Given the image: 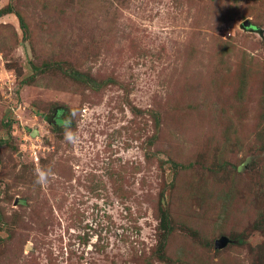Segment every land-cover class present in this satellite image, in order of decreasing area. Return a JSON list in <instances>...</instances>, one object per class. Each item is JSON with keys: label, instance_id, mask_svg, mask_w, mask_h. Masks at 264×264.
Here are the masks:
<instances>
[{"label": "rangeland", "instance_id": "rangeland-1", "mask_svg": "<svg viewBox=\"0 0 264 264\" xmlns=\"http://www.w3.org/2000/svg\"><path fill=\"white\" fill-rule=\"evenodd\" d=\"M210 1L0 0V10L14 11L0 13V264H146L161 195L176 231L161 264H182V247L190 254V225L239 230L240 244L221 256L264 264V230L252 226L254 214H264V152L249 145L257 141L259 92L246 115L231 111L238 119L225 121L229 139L219 143L208 132L227 103L207 82L216 41L234 46L218 79L227 82L249 59L263 62L264 22L250 29L243 21L254 25L264 0L230 20ZM16 11L28 23L26 37ZM54 52L98 80L116 81L79 93L56 71L31 75L29 63ZM52 105L67 121L55 131ZM217 152L228 164H216ZM39 168L50 170L47 184L36 182ZM205 254L219 260L214 248Z\"/></svg>", "mask_w": 264, "mask_h": 264}, {"label": "trees", "instance_id": "trees-1", "mask_svg": "<svg viewBox=\"0 0 264 264\" xmlns=\"http://www.w3.org/2000/svg\"><path fill=\"white\" fill-rule=\"evenodd\" d=\"M242 2L243 4H240ZM242 2L241 0H211L210 4L212 8H214L215 12H217L218 9H223L221 15H224L225 19L230 20L232 19V16L238 12V9L245 8V14L247 15L249 13V7L254 5L253 0H243ZM2 12L8 13L14 11L10 5H7L5 8L0 10V13ZM15 15L18 18L19 26L23 32V35L26 37L29 32L28 23L25 21L24 16L20 11H16ZM263 22L264 14L255 13L253 18L254 25L252 24V26L257 29V25ZM214 46L217 47L214 49H217V53L213 52L209 55V58L211 59H209V65L207 66L209 72V75L207 76V82L210 83L211 88L215 89V96L219 99L220 102H222L224 97L227 106L224 107L220 105L217 111L215 112L216 118L214 119L213 125L211 126V130L208 132V134L213 137L210 140H218V142L220 143L221 138L225 140L229 139V136L227 135L229 126L226 125L225 121L238 119L237 115L231 114L232 110L235 111L237 114L246 115V102L252 98L251 94L255 92V90L253 89H256L259 92L258 105L261 110L254 118L253 122V129H255L257 141L253 140L250 142L249 145L255 146V148H258L259 151L264 152V60L263 62H259L256 58L249 59L244 63V65H241L239 67L240 71H237L238 74L235 72L233 76V74H230V72H228V80L226 82L225 79H218L216 69H218V66H222L221 63L224 61V57L228 54L229 51H233L232 49L234 48V46L229 41H216L214 43ZM192 50L194 51V48H192V46H189L187 48L188 53H191ZM55 56L56 52L53 53L52 59L43 60L37 64L34 61H31L29 64L31 65V69H33L34 71L31 75H36L39 73L44 74L48 70L52 72L56 71L63 76L66 82L68 81L72 86L76 87V91L79 93H84V87L94 91H98L103 86L116 81L111 77H105L106 79L98 80L89 71L82 70L81 68L76 67L73 63H68V61H66L65 59H56ZM195 56L196 54L194 55V58ZM31 75L23 78V83H28ZM226 88H230L232 91L230 97L225 94ZM60 109L61 108H59L57 105L51 106V112H53V114L55 115V119H53V121H50L51 129L53 131H55L56 127L60 126L61 124H65V126L67 125V121L65 120V118L59 117V113L61 111ZM152 114L155 125H159L160 118L156 115L155 112H153ZM2 124L5 128L10 127L9 123L3 122ZM218 124L220 125L217 126ZM239 131L240 130H238V132H235L237 141H235L234 144L235 146H237V150H240L238 149V147H240L241 143L238 140L240 138ZM251 132L252 130L249 131L247 134L251 135ZM221 136H223L224 138ZM224 153L226 154V152H217L216 156H214L216 164H228L227 162H224L227 159V157L224 156ZM177 168L178 167H175L174 178L177 177ZM181 171H184V169H182ZM235 172L236 169L234 168L233 170H230L231 175H233ZM178 177H180V174L178 175ZM262 178L264 180V172ZM169 185L174 186L175 183L173 184V182H171ZM156 214L157 216L159 215L157 243L151 248V254L148 256H144V261L146 264H153L155 260L158 261L159 264H161L162 262L169 259L167 253H169V250L171 251L172 249V245L174 243V240L172 239L176 233L173 227V219L169 206L165 203L164 197L162 195L159 196V199L156 203ZM179 219L180 220L177 221L180 222L183 226H185L187 218L181 216ZM252 226L257 230H264L263 212H256L254 214ZM189 230L190 234H192L194 239L187 240L188 244L192 247L190 249V254H188L189 251L184 252L183 254L182 252L184 251V247H182V249L180 250V254H178L177 256L178 260L182 261V264H228L226 257L224 258L221 256L222 249H224L230 244H240V242L242 241V239H240V236L242 235L239 234V230H235V232L229 233L222 229L219 225L215 226V228H210L209 231L205 228L192 227V225H190ZM227 234H230L231 236L229 237ZM221 236L228 237L229 241L224 247L216 248L215 240ZM211 248L215 249L216 255L219 259L216 262L211 261L210 257H207L205 254L208 253ZM173 258L176 260L175 257Z\"/></svg>", "mask_w": 264, "mask_h": 264}, {"label": "water", "instance_id": "water-1", "mask_svg": "<svg viewBox=\"0 0 264 264\" xmlns=\"http://www.w3.org/2000/svg\"><path fill=\"white\" fill-rule=\"evenodd\" d=\"M243 27H244V28L255 29V28L251 25L249 19H245V20L243 21ZM228 241H229L228 237H226V236H221V237H219V238H217V239L215 240V247H216V248H222V247H224V246L228 243Z\"/></svg>", "mask_w": 264, "mask_h": 264}, {"label": "clouds", "instance_id": "clouds-1", "mask_svg": "<svg viewBox=\"0 0 264 264\" xmlns=\"http://www.w3.org/2000/svg\"><path fill=\"white\" fill-rule=\"evenodd\" d=\"M50 170L49 169H43V168H39L36 170V182L44 185L47 184L49 176H50Z\"/></svg>", "mask_w": 264, "mask_h": 264}]
</instances>
